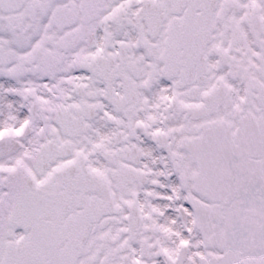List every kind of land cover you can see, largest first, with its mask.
Listing matches in <instances>:
<instances>
[{"label":"snow or ice","instance_id":"snow-or-ice-1","mask_svg":"<svg viewBox=\"0 0 264 264\" xmlns=\"http://www.w3.org/2000/svg\"><path fill=\"white\" fill-rule=\"evenodd\" d=\"M0 264H264V0H0Z\"/></svg>","mask_w":264,"mask_h":264}]
</instances>
